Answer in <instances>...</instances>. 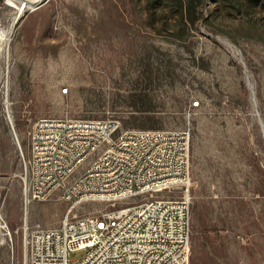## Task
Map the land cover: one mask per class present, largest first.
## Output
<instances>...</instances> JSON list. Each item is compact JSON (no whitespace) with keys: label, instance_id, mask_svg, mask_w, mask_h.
<instances>
[{"label":"rangeland","instance_id":"obj_1","mask_svg":"<svg viewBox=\"0 0 264 264\" xmlns=\"http://www.w3.org/2000/svg\"><path fill=\"white\" fill-rule=\"evenodd\" d=\"M43 1L0 0V264L69 207L25 206L20 177L34 121L65 115L189 126L190 264H264V0Z\"/></svg>","mask_w":264,"mask_h":264},{"label":"built area","instance_id":"obj_2","mask_svg":"<svg viewBox=\"0 0 264 264\" xmlns=\"http://www.w3.org/2000/svg\"><path fill=\"white\" fill-rule=\"evenodd\" d=\"M27 137L23 204L69 203L56 226L25 227L27 264H190L189 126L122 128L114 117L43 116ZM85 203L97 206L72 214Z\"/></svg>","mask_w":264,"mask_h":264},{"label":"bare ground","instance_id":"obj_3","mask_svg":"<svg viewBox=\"0 0 264 264\" xmlns=\"http://www.w3.org/2000/svg\"><path fill=\"white\" fill-rule=\"evenodd\" d=\"M16 1L18 0H7V3L11 6L17 7L18 13H20L23 11L24 7L27 6V3L24 2V5L22 6V5H17ZM5 37H6V32L0 29V38L5 39ZM2 227H3V224H1L0 222V228Z\"/></svg>","mask_w":264,"mask_h":264},{"label":"water","instance_id":"obj_4","mask_svg":"<svg viewBox=\"0 0 264 264\" xmlns=\"http://www.w3.org/2000/svg\"><path fill=\"white\" fill-rule=\"evenodd\" d=\"M46 0H44L43 2L39 3L38 5L35 6V8L41 6Z\"/></svg>","mask_w":264,"mask_h":264},{"label":"trees","instance_id":"obj_5","mask_svg":"<svg viewBox=\"0 0 264 264\" xmlns=\"http://www.w3.org/2000/svg\"><path fill=\"white\" fill-rule=\"evenodd\" d=\"M203 1V4L205 5L206 4V0H202Z\"/></svg>","mask_w":264,"mask_h":264}]
</instances>
